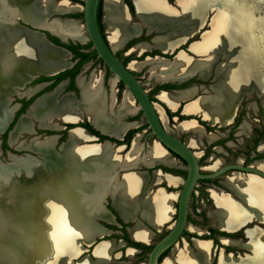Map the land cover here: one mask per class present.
Listing matches in <instances>:
<instances>
[{"label": "bare ground", "instance_id": "6f19581e", "mask_svg": "<svg viewBox=\"0 0 264 264\" xmlns=\"http://www.w3.org/2000/svg\"><path fill=\"white\" fill-rule=\"evenodd\" d=\"M176 3L178 9L166 0H134L140 22L147 24L149 30L156 28L157 32L163 33L154 37L155 46L167 53L178 49L204 26L207 15L213 11L208 32L190 48L197 54L218 50L224 54V59L216 68L212 95L192 101L197 98L193 88L176 95L162 92L158 98L171 110H175L179 100H188L185 115L200 114L208 122L221 124L224 128L231 126L237 118L243 95L254 93L264 97V0H177ZM76 9L70 0H0V134L14 110L9 107L11 94L37 74H55L68 66L67 52L50 46L40 35L17 26L15 21L21 20L35 29L44 28L64 40L83 41L82 29L75 20L52 18L54 14L71 13ZM104 13L108 41L117 52L127 40L139 34L140 23L130 24L131 17L122 0H105ZM134 48L139 51L151 49L148 44ZM213 60L211 56L195 60L182 51L173 61L147 58L139 63L131 61L129 67L133 70L151 67L160 80H181L196 72L205 77ZM78 84L82 96L80 102L70 94L58 97L65 87L62 83L55 91L38 99L10 135L12 145L39 153L42 158L28 155L13 157L12 163H0V190L7 185L10 197L8 208L0 213V221L12 228L11 234L7 235L12 247L5 255H0V264H73L72 259L83 251L82 243L90 244L95 237L107 233L94 222L96 218H111L104 203L107 196L111 197L112 206L124 220H132L134 212L140 211L142 217L159 231L172 226V217L176 213L172 203L178 199V193L151 191L146 185L145 173L129 172L118 179L115 170L122 163V148L115 150L110 144H88L90 136L82 128L70 132L59 153L55 151L56 135L42 140L34 137L28 143L17 141L19 134L32 133L33 120L41 127L58 130L60 125L53 120L74 122L83 111L98 127L110 130L112 120L106 116L99 83L92 76L90 82L80 77ZM40 87L29 89L27 94H33ZM120 104L117 116L134 111L130 93L125 94ZM157 109L167 126L164 110L159 105ZM241 128L251 130L245 122ZM124 129V126H117L113 133L121 136ZM177 130L201 138L207 136L194 120L181 122ZM216 136L214 133L208 135L209 141L215 140ZM138 141L135 139L123 164L137 161L142 152ZM196 145L193 139L190 147ZM260 149L263 152L264 146ZM171 162L158 142L148 148L147 165ZM223 163L219 159L210 170ZM255 166L264 170V160L256 161ZM160 173H154L153 186L163 178L175 186L184 184L182 178L164 177ZM224 185L230 189L229 194L212 191L211 196L215 209L210 216L215 219L216 227L235 233L253 222L264 223L262 178L235 172L224 180ZM192 231L203 235V230L196 227ZM130 234L145 242L151 239V232L139 221L134 222ZM246 236L248 242L243 244L225 237L223 242L231 246L242 245L251 254L235 256L222 250L217 264H264V229L258 225L247 228ZM211 242L196 240L195 250L186 244L175 257L165 259L162 264H212ZM112 249L111 242L103 241L94 249L95 261L83 258L77 264H101L109 258ZM132 255L134 251L128 250V256L132 258Z\"/></svg>", "mask_w": 264, "mask_h": 264}, {"label": "flooded vegetation", "instance_id": "af4514ba", "mask_svg": "<svg viewBox=\"0 0 264 264\" xmlns=\"http://www.w3.org/2000/svg\"><path fill=\"white\" fill-rule=\"evenodd\" d=\"M104 1L105 0H100L99 2L97 17L104 38L106 39L107 42H109L108 37L105 35V31L102 26L101 12H102V7L104 10ZM122 1L124 4H126L129 7L131 13L130 24L140 21L135 16L133 0H122ZM166 1L175 8L177 9L179 8L176 3L177 0H166ZM212 15H213V11H210L209 14L207 15L206 18L207 21L205 20L204 26L197 33H195L193 37H191L184 45H182L179 49H177V51L182 49L188 56H190L191 58L193 57V59L195 60H201V59L205 60L210 58L211 56L214 60L212 65L209 67L208 73L205 77H203L199 72H196L190 75L189 77H187L186 80L183 81L178 79L160 80L157 77L159 74L157 72H153L151 70V67L145 66L140 70L131 69L129 67L131 61L138 63L144 62L147 58H152V57L154 58L156 55H163L170 59H172L173 57V55H164L163 53H161L159 49L155 46V43L153 42L154 37L161 35L163 33L157 32L155 30L156 28H153L154 31L149 33L148 29L151 28L147 24L141 22L139 25L140 29L137 37H134L129 42L124 44V46L117 52L115 51V55L123 63V65H125L128 68V70L133 74V76L139 81L142 87L146 90L150 100L156 107L157 114L161 120L164 129H166L168 133H170L172 136L180 140L185 145L189 146L190 141L193 138L197 143V148H200L198 144H201L203 146L204 151L200 152L199 156L196 155L200 172L202 174H213L225 165L237 164V163H241L244 166L253 165V167L257 168L258 166H255V162L258 160H264V154L262 153L260 146H258L257 139H255L253 145L250 146V150H248L251 153L250 156H246V158L235 159L234 162H228L226 158L221 157V156L230 157L229 154L231 152L236 151L232 147L237 146L236 142L238 141L237 136L239 134L237 131L239 128L238 127L239 118H237L235 123L232 124L230 127L223 128V127H219L218 125H211L210 123L204 122L197 116L185 115L184 105L188 100H179L175 110H171L158 98L159 94L162 92H167L176 95L180 92L187 91L193 88L196 89L197 91V97L208 96V95L210 96L214 93L212 86L215 85L217 79L216 68L223 61L224 54L218 50H217L218 52L217 51L213 52L214 54L213 53L197 54L194 51H192L190 48L191 44L199 41L202 38L203 34L208 32ZM19 24L27 25L21 20L19 21ZM47 37L50 39V41L54 43L57 42L53 38V36L49 37L47 35ZM77 41L78 43L73 42L72 45L60 42L63 44L61 46L66 47V49L70 51V55H71L70 58L73 57L75 58V61L71 62L72 63L71 66H67L63 72L56 75L43 76L40 74L38 75L37 78H35L31 82H25L22 87H18L17 91L11 94L9 100V107L13 108L14 110L12 112L11 120L9 122L6 131L0 134L2 135L0 137L1 138L0 144L9 145L10 135L16 129V126L20 118L29 113L30 111L29 109L32 107L33 103L40 96L52 93L61 83H65V87L59 94V97L60 96L62 97L66 94H70L76 101L79 100L81 101L82 98L81 90H80L81 88L78 84V80L80 77H82L85 79L86 82H90L93 76L95 78V81L99 83L100 90L104 94L105 107H106L105 113L107 118L112 120V123L110 125L111 127H109L110 130L107 128L106 129L103 128L104 129L103 130L101 126L98 127V125L94 123L82 109H80V111H83V114L78 119L79 122L77 124H68L61 121V123H59L60 128L57 131H53L49 128L41 127L37 121L33 120L32 133L28 134L24 132L19 134L18 135L19 138H17V141L19 140L18 142L28 143L34 137H37L42 140L43 138H45L50 134L57 133L59 135V138L56 148L59 147L60 150L61 144L67 141L69 129L75 126L84 127L85 129H87L88 135L90 136L88 140V144H104L107 141L108 142L107 144H110L112 148H114L115 150L122 148V150H120L122 163L115 170V174L118 175L116 176L118 177V179L122 178V176H124L126 173L129 172L145 173L146 185L148 188L151 189V191L155 192L157 190H163L165 191L166 194L178 193L179 196L183 187V183L180 184V186L179 185L175 186L173 184H170L166 178H163L161 182L153 186L152 181L155 172H159V173L161 172L160 175H165L164 177H166V175H169L175 178H182L185 181V179L188 176L187 162L177 154L169 151L168 158L172 161L170 164L156 163L152 165H147L145 163V156L147 154L148 148L152 146L155 142H158L159 139L152 131V128L149 125L144 115V112L140 107L139 102L135 99L134 95L129 91L126 85L117 76H115V74L109 69V67L104 63V61L97 55L91 42L90 43H91L92 52L82 47V41L80 40ZM56 44L59 45V43ZM137 44H148L151 49L145 51L135 50L134 47L138 46ZM84 60L87 61L84 62ZM98 61L100 64H103L105 66L106 69L105 71L95 72L94 70L90 74L87 73V75L85 73H80V70L83 66L89 64V67L86 68L92 70L93 66ZM145 76H149V78L155 80V83L152 84V87L148 89L145 87V83L142 80L143 79L142 77ZM36 86H41V87L33 94H27V91L29 89L35 88ZM127 92L130 93V95L134 99L135 112L133 111L132 113H128L125 116H117L116 112L118 108L121 106L120 103H122L124 96ZM261 101L263 102V99L260 98L258 94L253 93L241 102L238 111H240V108L242 109L243 107L251 108L252 104L258 106V103H261ZM158 105L165 112V115L169 123L167 124V126L163 123L161 119V116L157 109ZM191 117H195L198 119V121L203 125L202 128L205 131V135L207 136H203L201 138L193 133L180 132L177 130V127L181 122L186 121ZM56 120H53V123ZM56 124L58 123L56 122ZM117 126L125 127L121 136H117L116 134L113 133V130ZM213 133L214 135H217L216 139L213 141H209L208 135ZM185 138L188 139L187 142L185 141ZM135 139L139 140L138 143L142 147V152L134 164L125 165L123 164L124 163L123 161L126 158L125 156L131 150L132 144L134 143ZM190 148L195 154L197 153L196 151L193 150L194 148L192 147ZM219 148L220 150H218ZM15 149H18L16 145H15ZM256 157H258V159H254ZM220 158L224 159V163L221 164L216 169L210 170V167ZM240 159L243 160L239 161ZM251 159H253V161H251ZM233 173H235V171H228L227 173L215 178L198 180L192 192V196H195L196 190L199 188L201 193L204 194V197L209 196V199L207 198V200L212 203V207H207L205 202H203L204 209L206 210L205 215L206 218H208L207 225H204L203 226L204 229H202L203 235L191 231L192 234L188 235L187 238H185V231L189 229L188 228L189 214H188L187 223L184 231L182 232L178 241L160 256L159 258L160 264H162V262L167 258H172L173 256L175 257L181 245L185 247V245L188 244L192 250H195L194 242L196 240H210V242L212 241L211 242L212 243L211 256L213 258L212 264H217L218 256L222 250H224L225 253L232 252L235 256L237 255L244 256L247 254V251L241 246H227L230 244L225 245L223 242V238L224 237L230 238V240L233 239L232 241L238 243L241 241L240 242L241 244L246 243L247 242L246 230L247 228H252L253 226H255V223H251L247 228H243L238 232L230 234L216 227V225L213 222V219L210 216V213L214 210L213 202L211 199V192L215 190L217 193L220 194L223 193L229 194L230 192H227V190L230 191V189L224 185V179L232 175ZM239 173H242L246 176L249 175V173L247 172H239ZM260 178L264 180V177H260ZM107 197L104 202L105 208L109 209L112 213L111 218L109 220L102 219V221L104 222L103 225H105L102 226L105 228V230H107V233H105L103 236L95 237L93 239V242L90 244L82 243L81 246L83 248V251L77 257H75V259L73 258V264H77L83 258H89L90 260L95 261L96 258L93 249L97 244L103 241L111 242L113 244L114 249H112L109 258L106 261L101 262V264H149V256L153 247L168 233V229L165 228L164 230L161 231L163 233L159 234L161 232H157L142 217L140 211L134 212L132 216V220L129 221L124 220L120 216V214L114 209L112 203L107 201ZM172 206L177 211L178 200H177V206L175 202L172 203ZM176 218H177V212L173 215L171 224L174 223ZM135 221L141 222L144 225V227H146L148 230L153 231V233H151V239L149 242L137 240L130 234L129 230L131 229V227L134 226ZM99 224L101 225L100 222ZM130 249L134 251V255H132L133 259L130 256H128V250ZM170 251H173L174 255L171 257H167Z\"/></svg>", "mask_w": 264, "mask_h": 264}, {"label": "water", "instance_id": "95a60500", "mask_svg": "<svg viewBox=\"0 0 264 264\" xmlns=\"http://www.w3.org/2000/svg\"><path fill=\"white\" fill-rule=\"evenodd\" d=\"M99 2H100V0H84V5H83L84 25L86 28V32L88 34V38L93 45V48L95 49L97 55L104 61V63L109 67V69L115 74V76H117L126 85V87L129 89V91L134 95L135 99L139 102L140 107H141L142 111L144 112V115H145L149 125L152 128V131L154 132V134L159 139L158 143L167 151V153L170 151V152L177 154L178 156L183 158L188 164V176L184 181L182 190H181L179 197H178V207H177V211H176L177 212V218L174 221V223L172 224L171 228L168 229V233L159 242H157L155 244V246L153 247V249L150 253V256H149V264H160V262H159L160 256L167 249H169L172 245H174L178 241L179 237L181 236L182 232L184 231V229L186 227L192 192H193V190H194L199 179L215 178V177H218L220 175L227 173L228 171L247 172L249 174H253V175H256L259 177H264V170L260 169L259 167L255 168V167H253V165L244 166L241 163H237V164L225 165L213 174H202L200 172V168H199V164H198V161L196 158V154L191 150V148L188 145H185L180 140H178L177 138L172 136L170 133H168L166 129H164V127L162 126L161 120L157 114L156 107L154 106V104L150 100L146 90L142 87V85L139 83V81L133 76V74L128 70V68L125 65H123V63L116 57L115 51L111 47L110 43L107 42L106 39L104 38V35H103V33L100 29V26H99L98 17H97ZM124 5H125L126 11L129 15V17H131L129 7L126 4H124ZM133 5H134V0H133ZM134 10H135V16L138 18V13H137V9H136L135 5H134ZM62 14L63 13H60L58 15H62ZM56 18H58L60 20H70V19H62L60 17H56ZM53 19H55V18H53ZM19 21L20 20L15 21L17 26L22 27L31 33H35V34L40 35V37L42 38V40L44 42H46L50 46L59 48L65 52H67L70 55V51L68 49L50 41V39L47 37V34L45 31L49 32L53 37H56L62 43L67 44L68 43L67 39L64 40V39L60 38L59 36H56L55 34H53L52 32H50L44 28L30 29L28 27V25L19 24ZM134 23H140V21L134 22ZM152 31H154V30L148 29L149 33ZM134 37H137V35ZM134 37H131L129 40H127L125 42V44L127 42H129L131 39H133ZM153 40H154V38H153ZM137 45H139V44H137ZM159 51L161 53H163L164 55H173V57H172V59H170V58L165 57L163 55H156L154 57L155 59L158 58V59L173 61L180 54V52H182L183 50L181 49V50L177 51V49H174L172 52H169V53L164 52L163 50H160V49H159ZM65 68H62L61 70H58V72H56L55 74H51V75L59 74V73L63 72L65 70ZM38 75H40V74H37L36 76H33L32 78L28 79L27 82H31L32 80L37 78ZM41 75L51 76L48 74H41ZM181 80L182 81L186 80V78L181 79ZM43 96L44 95L40 96L38 99L42 98ZM247 97H249L248 94L243 95L242 101ZM198 98H200V96L193 99L192 101L197 100ZM192 101H190V102H192ZM35 102L33 103L32 106H34ZM188 103H186V104H188ZM186 104L184 105V108H185ZM184 114H185V112H184ZM193 116H197L202 121L210 123L211 125H218L219 127H222L221 124L208 122L205 119V117L201 116L200 114L199 115H193ZM188 120H194L200 127H203V125L195 117H191ZM78 122L79 121L76 120L74 122H65V123L77 124ZM8 125H9V123L3 129L1 134L6 131ZM77 128H82L83 130H85L88 133L87 129H85L84 127L75 126V127H72L71 129H69L68 137H69L70 132L74 129H77ZM53 131H57V130L54 129ZM53 135H56L59 138V135L57 133L50 134L48 136H53ZM67 141H68V138H67ZM57 142H58V140H57ZM64 143H62V144H64ZM107 143L108 142L106 141L104 144H107ZM55 151H56V149H55ZM28 155L33 157V158H36L30 154H27L26 156H28ZM14 157H19V156L14 155ZM40 158H42V155H40ZM106 210L112 215V213L109 209L106 208ZM94 222L96 224H98L99 226L103 227L102 225H100L96 221V219L94 220ZM154 229L157 232H161V231L157 230L156 228H154ZM149 231L151 233H153L152 230H149ZM226 233H230V232H226ZM230 234H232V233H230ZM97 245L94 247V249L97 247ZM94 249H93V252H94ZM224 253H225V251H224ZM227 254H233V253H227Z\"/></svg>", "mask_w": 264, "mask_h": 264}, {"label": "rangeland", "instance_id": "374dc122", "mask_svg": "<svg viewBox=\"0 0 264 264\" xmlns=\"http://www.w3.org/2000/svg\"><path fill=\"white\" fill-rule=\"evenodd\" d=\"M60 1H62V0H56V2H60ZM70 1L72 3L71 6H75L77 8L75 11H73L71 13L62 14V15L54 14L52 16V18L60 17L62 19L75 20L79 24L80 28L82 29V35L85 38L82 41V47L85 48L86 50L92 52L91 43H90V40L88 38V34L86 32V28H85L84 20H83L84 0H70ZM79 8H81V9H79ZM101 13H102V26L104 28L105 35L107 37H109V33L107 32L108 31L107 30V25L104 22V14L105 13H104L103 7H102V12ZM30 29H35V28L30 27ZM45 32H46V34L49 37H52V35L49 32H47V31H45ZM54 38H56V37H54ZM67 40H68L67 44H71L72 45L73 42H77L78 43V41L76 39H72V40L71 39H67ZM70 57H71V55H69V58L66 61V64H68V66H71L72 65L71 62L75 61L74 57L73 58H70ZM99 64L100 63L98 61L93 66L92 70L87 69L89 67V64H86L85 66H83L81 68L80 73H85L87 75V73L90 74L94 70H95V72L105 71L106 70L105 66L103 64H100V65ZM111 76H113V75H111ZM142 78H143L142 80L145 83V87L147 89L152 87V84L155 83V80H153L152 78H149V76H145V77H142ZM62 97L60 96L59 98H62ZM262 99H263V102L261 101V103H258V106H255V104H252V106H251L252 109L251 108H247V107H243L242 109L240 108V111H238V113H237V116H238L237 118H239V126H238L239 128L237 130L238 133H239L238 136H237L238 141L236 142L237 146H233L232 147L236 151L235 152H231L229 154L230 157L221 156V157L226 158V160L228 162H234L235 159L246 158V156H250L251 153L248 150H250V146L253 145V142L255 141V139L258 140V146H260V147L264 146V97ZM236 119H235V121H236ZM32 120L33 119H31V121ZM235 121L233 122V124L235 123ZM55 122L61 123L60 120H56ZM243 122L247 123L250 126L251 130L242 129L241 125L243 124ZM228 127H230V126H228ZM1 136L2 135H0V137ZM192 140H193V138H192ZM185 141L187 142L188 139L185 138ZM191 141H190V143H191ZM198 145H199L200 148H197L196 147L197 145L195 147H192V148H194L193 150L197 152V154H199L200 152L204 151L203 146L201 144H198ZM189 146H190V144H189ZM56 151L58 153L60 152L59 147L56 148ZM262 153L264 154V151ZM27 154L33 155L34 157H36L38 159H41L40 158L41 154L36 153L34 151L26 150V149H15V145H12L10 143H9V145L8 144H5V145H1L0 144V163H4V164L12 163L14 158H15L14 155L22 157V156H26ZM220 159H222L224 161L223 158H220ZM254 159H258V157L254 158ZM251 161H253V159H251ZM7 190H8V186L7 185H4L1 188V190H0V194H1L0 195V213L4 212V210H6V208H8L9 205H7V204H10V202H9L10 197H9V194H8L9 192ZM227 192H231V191L227 190ZM211 196H212V192H211ZM207 198L209 199V196L204 197V194L201 193L199 188L196 190L195 196H192V199H191V202H190V207H189L190 208V211H189V224H188V228L189 229L187 231H185V238H187L188 235H191L192 232H194V231H192V228H195V227L198 228V229L201 228L199 230L202 231V229H204L203 226L207 225L208 218H206V215H205V211L206 210L204 209L203 202H205L207 207H212V203L209 202L207 200ZM211 199H212L213 206H214V209H215L213 198L211 197ZM177 200L174 201L176 206H177ZM107 201L112 203L110 197H107ZM212 219H213L214 224L216 225L215 219L214 218H212ZM96 221L98 223L100 222L101 225L104 224V222L100 218H96ZM0 223H1V221H0ZM253 223H255V225H258L259 227L264 229V223H257V222H253ZM170 225H172V224H170ZM1 226H3V227H1ZM103 226H105V225H103ZM4 227H5V229H4ZM8 227H10V228H8ZM167 227L168 226H166V228ZM11 229H12L11 226H9L7 224H2L1 223V225H0V232L2 231L1 232L2 234L0 235V252H1L0 255H5L12 247V242L10 240H8V238H7V235H9V233L11 234V232H12ZM164 229L165 228H163V230ZM5 230H6V232H5ZM162 233L163 232H161L159 234H162ZM195 233H198V232H195ZM247 242H248V238H247ZM227 246H231V245H227ZM241 247H242V245H241ZM181 248H184V247L181 245L180 249ZM242 248H244V247H242ZM3 249H6V250L4 251ZM244 249L247 251V253L251 254V251L249 249H246V248H244ZM173 255H174V252L170 251L169 254L167 255V257H171Z\"/></svg>", "mask_w": 264, "mask_h": 264}, {"label": "trees", "instance_id": "16d2710c", "mask_svg": "<svg viewBox=\"0 0 264 264\" xmlns=\"http://www.w3.org/2000/svg\"><path fill=\"white\" fill-rule=\"evenodd\" d=\"M54 38V37H53ZM57 42L56 43H59V45H63L62 43H60V41L57 39V38H54ZM87 61V60H84V62Z\"/></svg>", "mask_w": 264, "mask_h": 264}, {"label": "crops", "instance_id": "0c3cea01", "mask_svg": "<svg viewBox=\"0 0 264 264\" xmlns=\"http://www.w3.org/2000/svg\"><path fill=\"white\" fill-rule=\"evenodd\" d=\"M154 227V226H153ZM155 228V227H154ZM157 229V228H156Z\"/></svg>", "mask_w": 264, "mask_h": 264}]
</instances>
